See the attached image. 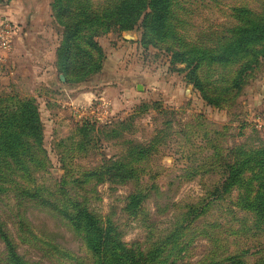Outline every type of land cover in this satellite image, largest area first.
<instances>
[{
	"label": "trees",
	"instance_id": "obj_1",
	"mask_svg": "<svg viewBox=\"0 0 264 264\" xmlns=\"http://www.w3.org/2000/svg\"><path fill=\"white\" fill-rule=\"evenodd\" d=\"M53 1L64 33L56 50L55 68L65 85L84 84L103 72L106 56L96 39L114 31L141 29L143 48L162 49L170 54L174 65L185 66L182 71H187L188 82L208 106L216 109L235 105L249 73L264 60V14L245 7L233 9L235 25L215 46L207 47L196 45L179 31L178 24H183L176 13L180 0H113L100 12L93 11L90 0ZM13 108L0 109V199L12 195L19 209L33 206L64 223L79 237L91 264H246L243 254L229 253L219 233L221 225L206 218L217 201L236 193L233 208L251 216L257 230H264V142L256 151L245 145L225 150L212 144L213 159L189 167L182 178L192 182L198 176L214 175L218 182L200 202L177 206L168 227L154 232L144 206L149 195L140 181L143 165L159 144L156 138L147 144L122 141L120 156L104 158L99 166L76 177L66 171L53 187L46 186L37 178L50 164L39 105L35 99L18 100ZM94 124L83 120L76 128L78 140L71 151L86 153L99 142L96 135L92 136ZM126 128L120 123L111 132L119 138ZM106 183L133 186L121 211L127 220L138 222L149 232L145 242H126L121 224L91 209L89 194H97L95 188ZM14 235L0 219V242L4 246L0 264H35L19 253L17 240L53 264H86L39 238L22 220ZM197 240L206 241L209 248L200 260L192 261ZM255 264H264V257Z\"/></svg>",
	"mask_w": 264,
	"mask_h": 264
},
{
	"label": "rangeland",
	"instance_id": "obj_2",
	"mask_svg": "<svg viewBox=\"0 0 264 264\" xmlns=\"http://www.w3.org/2000/svg\"><path fill=\"white\" fill-rule=\"evenodd\" d=\"M90 1L94 12L106 9L113 2ZM18 3L24 6L23 12H20L24 17L20 24L13 25L18 32L10 42H22L25 50L33 51L35 60L42 59L44 48L59 46L64 34L55 17L54 1L0 0L1 24L6 20L3 15L10 11L8 8L19 10L13 5ZM240 7L255 14H264V0H180L176 13L183 24H178L179 31L196 45L215 46L235 25L233 9ZM122 36L127 39H123V43ZM141 37V29H135L132 32H110L96 39L105 56L113 47L127 49L128 55L121 68L133 75V85L128 91H123L118 87V81L112 80L103 86L91 81L68 86L73 90L72 95L67 92L58 95V91L52 94L42 83L33 81L34 67L31 64L20 69L11 66V60L0 54V109L12 111L18 100L26 102L35 99L39 105L44 124V148L50 164L37 178L46 186L53 187L66 171L76 177L99 166L104 158L120 156L122 141L147 144L156 138L159 144L156 152L143 165L144 175L140 181L141 188L149 195L144 204L145 212L156 232L168 227L178 211L177 206L200 202L218 182V177L214 175L198 176L192 182L182 178L189 167L213 159L212 144L225 150L236 145H245L254 151L260 149V142H264V126L259 128V125H264V60L249 73L247 85L235 105L216 109L208 106L188 82L187 71H182L185 66L174 65L170 54L162 49L143 48ZM119 66L109 65L107 75H119L122 70H118ZM20 73H28L29 76L21 81ZM139 86L141 90H138ZM80 93L94 94L104 100L71 105L69 97L77 98ZM94 109L98 112L92 113ZM85 119L95 123L96 131L92 136L96 135L99 142L93 143L92 149L86 153L73 152L72 144L78 140L76 128ZM120 123L128 128L122 130L121 137L115 138L111 131ZM226 153L220 152V155ZM95 190L97 194H89L91 209L103 216H112L113 221L121 224L127 234L126 242H145L149 232L138 222L127 220L121 211L133 186L106 183ZM236 197L234 193L225 201H217L206 221L221 225L219 233L227 242L229 253L243 254L246 264H255L264 257V230H257L251 216L233 208ZM0 219L15 235L17 224L22 220L39 238L54 243L75 259L91 264L79 237L47 212L33 206L19 209L12 195L3 196L0 199ZM17 243L19 253L30 262L53 264L42 258L37 250L22 245L18 240ZM194 247L192 261H197L206 254L209 245L204 240H197ZM3 250L0 242V259Z\"/></svg>",
	"mask_w": 264,
	"mask_h": 264
},
{
	"label": "crops",
	"instance_id": "obj_3",
	"mask_svg": "<svg viewBox=\"0 0 264 264\" xmlns=\"http://www.w3.org/2000/svg\"><path fill=\"white\" fill-rule=\"evenodd\" d=\"M13 5L14 7L16 6V8H18L19 10L8 8V10L10 9V11H7V13L3 15L5 16L6 20L3 21L2 24L0 23V28L6 24L13 27V25L20 24V22L23 20L24 16L22 17L20 13V12H23L24 10L23 4L18 3V4H13ZM16 12H19L20 14L19 13L17 14ZM16 32H18V30H14L13 28L12 38L13 36H15V34H17ZM121 38H122L121 43L125 42V40L123 39H126V37L122 36ZM18 40H21V39L18 38ZM16 42L15 41L13 42L10 49L4 50L0 47V54H3L1 56H3V58L10 59L11 66L15 65L17 67H21L20 69H22L24 66L31 64L34 67V71H33L34 73L32 75L34 82L42 83V86L47 88V90L51 92L52 94L54 93L56 94L57 91L59 93L58 95H60L61 92H67L70 94L72 93L71 92L73 91L72 88L68 87L69 85L64 84L65 80L64 81L61 80L62 75H58L57 70L55 68L56 50L58 46L57 47L48 46L46 49L44 48L42 52V59L35 60V57L33 56V51L25 50L22 42H20V44ZM110 52L106 56L107 60L104 64L103 72L91 78L89 82L91 81V82L96 83L99 86H103V85L109 84V82H113L112 80H114V81H118L116 83H119L118 85L119 88L123 89V91L124 90L128 91L133 85L132 83L133 75H129L130 71L124 72L123 68H121V66H123L122 64L125 62V58L128 55V51L127 49L123 47L121 48L117 46V47H113V49H111ZM109 65L111 67L120 65L118 70H120V68L122 70L118 72L119 75H115V74L107 75L106 70ZM28 76H29L28 73L26 75L23 73L19 74L21 81H25ZM57 81H58V86H57ZM72 97H69V101L71 105H75V103H83V101L90 102L92 100H98V99L99 101L104 100L94 94H84V93H80L79 97L77 98L75 97L72 98ZM85 120H90V119H85Z\"/></svg>",
	"mask_w": 264,
	"mask_h": 264
},
{
	"label": "built area",
	"instance_id": "obj_4",
	"mask_svg": "<svg viewBox=\"0 0 264 264\" xmlns=\"http://www.w3.org/2000/svg\"><path fill=\"white\" fill-rule=\"evenodd\" d=\"M12 35H13V27L12 26L6 24L0 28V47L2 49L6 50V49L11 48L12 44L10 42V39L12 38ZM102 107H104V106H102ZM94 112H98V110H96V109L92 110V113H94ZM259 126H260L259 128H263L264 125H259Z\"/></svg>",
	"mask_w": 264,
	"mask_h": 264
},
{
	"label": "water",
	"instance_id": "obj_5",
	"mask_svg": "<svg viewBox=\"0 0 264 264\" xmlns=\"http://www.w3.org/2000/svg\"><path fill=\"white\" fill-rule=\"evenodd\" d=\"M61 80L64 81V77L61 76ZM138 90H141V86L138 87Z\"/></svg>",
	"mask_w": 264,
	"mask_h": 264
}]
</instances>
